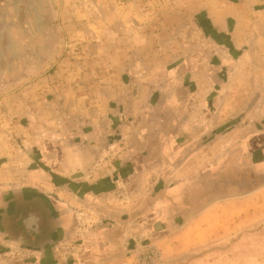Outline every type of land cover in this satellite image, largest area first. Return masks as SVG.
Masks as SVG:
<instances>
[{
	"label": "crops",
	"instance_id": "0c3cea01",
	"mask_svg": "<svg viewBox=\"0 0 264 264\" xmlns=\"http://www.w3.org/2000/svg\"><path fill=\"white\" fill-rule=\"evenodd\" d=\"M41 2L0 3V264H70L81 204L88 263L264 264V0Z\"/></svg>",
	"mask_w": 264,
	"mask_h": 264
},
{
	"label": "rangeland",
	"instance_id": "374dc122",
	"mask_svg": "<svg viewBox=\"0 0 264 264\" xmlns=\"http://www.w3.org/2000/svg\"><path fill=\"white\" fill-rule=\"evenodd\" d=\"M5 2L4 10L11 9L12 10V16L18 25L21 15L24 17V13L29 16V13L32 11H35L36 9L40 8V6H45L42 4L41 0H2ZM49 1V0H48ZM0 1V3H3ZM50 7L51 6H58L57 4H52L51 1L49 3ZM48 5V6H49ZM30 20V19H29ZM12 22V19H11ZM33 53V52H32ZM1 56V53H0ZM7 58V61H9V58ZM11 61H14V59H10ZM27 60H34V58H29V55H27ZM6 61L4 58L0 60V65ZM59 104L62 105V103L59 101ZM60 108V107H58ZM8 117V116H5ZM262 122V121H261ZM263 123V122H262ZM27 128H30V125L27 126ZM261 129L259 127L258 123H255L254 121H247V123L243 124L242 126H237L235 128L234 136L232 135L230 139L236 140L240 139L241 137H244L245 135H254L259 134L262 131L258 130ZM31 130V129H30ZM65 131H61V133H64ZM19 146H16L18 149ZM80 209V210H79ZM78 211H80V227L78 228V232L76 233L75 237L70 240L69 243H64L63 247L60 249L61 252V262L65 263H70L72 264L73 262H79L81 264H92L88 263L87 260H85V252L88 251V248L85 250L86 244L85 240H87L88 237H90V231L88 230L90 224L94 222V215L93 218L90 219V213L88 211V207L83 206L81 204L78 207ZM93 224V223H92ZM94 230V229H93ZM150 246L147 243H140L139 248L136 250V252H132L129 254V256L132 254L133 258L125 261V264H143V261H145V255H146V250L147 247ZM76 260V261H75ZM60 262V263H61ZM62 264V263H61ZM145 264V263H144Z\"/></svg>",
	"mask_w": 264,
	"mask_h": 264
},
{
	"label": "built area",
	"instance_id": "2783aa9c",
	"mask_svg": "<svg viewBox=\"0 0 264 264\" xmlns=\"http://www.w3.org/2000/svg\"><path fill=\"white\" fill-rule=\"evenodd\" d=\"M144 260L143 264H159L161 262V253L156 247L150 245L147 247Z\"/></svg>",
	"mask_w": 264,
	"mask_h": 264
}]
</instances>
